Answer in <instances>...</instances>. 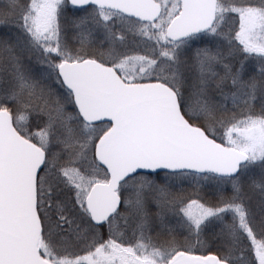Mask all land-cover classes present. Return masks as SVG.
<instances>
[{"label": "snow or ice", "instance_id": "6c2138e0", "mask_svg": "<svg viewBox=\"0 0 264 264\" xmlns=\"http://www.w3.org/2000/svg\"><path fill=\"white\" fill-rule=\"evenodd\" d=\"M0 264H264V0H0Z\"/></svg>", "mask_w": 264, "mask_h": 264}]
</instances>
